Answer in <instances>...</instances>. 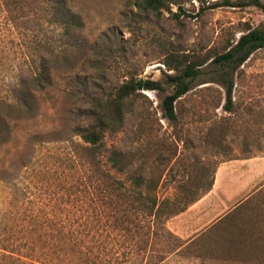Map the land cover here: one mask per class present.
<instances>
[{"label": "rangeland", "instance_id": "1", "mask_svg": "<svg viewBox=\"0 0 264 264\" xmlns=\"http://www.w3.org/2000/svg\"><path fill=\"white\" fill-rule=\"evenodd\" d=\"M171 1L172 13L179 7L185 13L179 19L169 12L158 17L137 0H71L83 27L66 35L51 23L48 0H0V103L15 104L19 81H29L42 60L53 82L35 94L33 116L9 120L11 139L0 146V219L9 211L73 203L83 170L74 129L93 124L81 112L130 79L149 78L161 81L163 92L142 91L122 126L105 132L98 152L124 155L125 173H108L130 191L142 177L139 188L159 197L197 198L167 222L178 240L138 253H167L160 264H264V177L233 166L264 155V48L237 71L234 114L223 109V89L209 82L210 61L177 102L178 122L161 108L172 92L164 77L172 72L162 65L168 55L221 53L244 29L264 30V10L248 0ZM215 3L220 6L200 12ZM134 242L140 239L128 244Z\"/></svg>", "mask_w": 264, "mask_h": 264}, {"label": "trees", "instance_id": "2", "mask_svg": "<svg viewBox=\"0 0 264 264\" xmlns=\"http://www.w3.org/2000/svg\"><path fill=\"white\" fill-rule=\"evenodd\" d=\"M70 1L48 0L51 23L66 35L83 27L81 18L71 9ZM171 2L137 0L136 4L158 17L169 12L179 19L185 13L180 7L178 13H172ZM248 2L264 10V4L259 0ZM226 4L230 3L226 1ZM217 6L220 5L203 6L200 12ZM262 48L264 30L249 27L221 53L211 56L168 55L162 65L172 72L164 73L172 92L161 99L164 117L169 122L179 121L176 104L191 91L192 83L208 61L214 66L209 82L217 83L223 89V109L234 114L237 71L254 52ZM47 63V60H42L29 81H19L14 105L0 103V146L11 139L9 120L12 117L33 116L37 108L35 94L52 86L51 67ZM163 90L161 81L130 79L115 89L107 101L95 100L92 110L81 112L90 116L93 124L74 129L81 140L75 147L80 151L78 160L83 168L76 199L65 207L44 206L29 213L27 210L5 212L0 219L3 226L0 228V264H160L165 260L167 253H159L156 257L155 253L138 252L146 250L145 245L150 244L151 250V245H157V242L178 240L167 228V222L184 212L197 197H190L191 194L159 197L139 188L144 183L142 177L137 189L130 191L125 188L123 179L112 178L108 173L112 168L125 173L124 155L117 151L98 152L105 132L117 131L122 126L125 111L131 108L137 97L142 96V91L159 93ZM4 105L7 106L6 111L1 110ZM67 198L71 202L72 195L68 193ZM126 199L131 204H138L125 206L127 204L120 200ZM5 233L15 238H4ZM135 238H139L144 247L140 242L129 245ZM180 247L176 246L175 251Z\"/></svg>", "mask_w": 264, "mask_h": 264}, {"label": "crops", "instance_id": "3", "mask_svg": "<svg viewBox=\"0 0 264 264\" xmlns=\"http://www.w3.org/2000/svg\"><path fill=\"white\" fill-rule=\"evenodd\" d=\"M233 166L246 170V174L253 175V177H264V155L257 158L242 159L233 163ZM223 166H219L217 171L223 170Z\"/></svg>", "mask_w": 264, "mask_h": 264}]
</instances>
